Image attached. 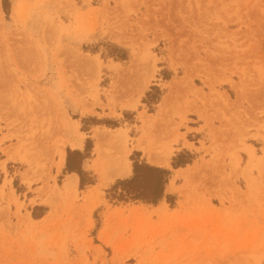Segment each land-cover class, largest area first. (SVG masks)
I'll list each match as a JSON object with an SVG mask.
<instances>
[{
    "label": "rangeland",
    "instance_id": "1",
    "mask_svg": "<svg viewBox=\"0 0 264 264\" xmlns=\"http://www.w3.org/2000/svg\"><path fill=\"white\" fill-rule=\"evenodd\" d=\"M197 105L206 158L175 147ZM120 132L131 174L106 183L97 135ZM133 161L170 172L156 205L108 192ZM0 264H264V0H0Z\"/></svg>",
    "mask_w": 264,
    "mask_h": 264
},
{
    "label": "bare ground",
    "instance_id": "2",
    "mask_svg": "<svg viewBox=\"0 0 264 264\" xmlns=\"http://www.w3.org/2000/svg\"><path fill=\"white\" fill-rule=\"evenodd\" d=\"M152 59L153 58H150V56L147 54V51L140 50V54L135 59H133L130 66L127 68L128 74H130L131 77L137 75L139 71H142V73L144 72V74L142 75L143 76L142 80L138 84L137 90L134 89L136 91L135 97L141 96L144 93V90L149 85L151 74H147V73H149L150 71V67H151L150 65L152 63ZM65 120L67 121L66 123L68 125V128H66L67 129L66 132L70 130V133H72V135H70L72 136L70 140L68 139L66 141H68V144L72 145L73 147L81 146V137L80 135H78V130H77L78 123L70 119L69 117L67 118L66 115H65ZM151 138H156V137L152 135ZM97 140L101 155L106 150L110 151V154L106 155V157L103 158L99 166V172L102 175L104 181L108 183L113 181V179L118 176L124 177L130 175L131 168L129 167V164L125 158L126 149H125V136L123 132L122 133L120 132L116 135H113L111 133H102V134L99 133V135H97ZM156 144L161 145L159 147H162V151H160V153H157V151H152V161L155 163L167 161L171 152L170 148L164 146L163 141L160 139L159 136L158 138H156ZM76 177L77 176L74 175L68 178V180L63 186L64 190H68V189H72L73 191L76 190V186H77ZM104 243L108 244V241L104 239Z\"/></svg>",
    "mask_w": 264,
    "mask_h": 264
},
{
    "label": "trees",
    "instance_id": "3",
    "mask_svg": "<svg viewBox=\"0 0 264 264\" xmlns=\"http://www.w3.org/2000/svg\"><path fill=\"white\" fill-rule=\"evenodd\" d=\"M120 59L125 60L124 57H120ZM89 142L88 140L87 143ZM71 156H77L80 160L83 159V156L79 152H68L66 162V170L77 172L83 185L81 171L75 169L69 163ZM132 174V177L129 179L116 181L108 191L117 196V201L156 205L163 199L165 187L170 179V172L168 170L151 166L145 162L133 161Z\"/></svg>",
    "mask_w": 264,
    "mask_h": 264
},
{
    "label": "crops",
    "instance_id": "4",
    "mask_svg": "<svg viewBox=\"0 0 264 264\" xmlns=\"http://www.w3.org/2000/svg\"><path fill=\"white\" fill-rule=\"evenodd\" d=\"M197 107L199 108L198 109L199 113H189V114L186 115V123L182 125V127H186V129L185 130L181 129L179 131V134H183L184 135V139L180 138L178 140V143L176 144L175 147H177L176 150H178V151L179 150H183V149H188L190 151H195V152H197L200 155V158L203 157V156L206 158L207 156H206V151L205 150H207V153L211 154L213 152L214 148L219 145L217 142L213 141L212 127L211 126H213L214 128H218L219 126L216 123V119L214 118V114L213 113L207 111L206 109H200L199 105H197ZM163 132L164 131L158 130V132L156 131L152 135H154L156 138H158V136H159L160 139L163 141L164 146H166L168 148H171L170 147V142L167 141L168 135L163 133ZM156 138H150L151 143L156 144ZM168 142H169V144H168ZM141 143H143V142L141 141L140 144ZM188 144H191L193 147L191 148L190 145H188ZM157 145L156 146L155 145H150V147H149L150 162L154 163V164H165L166 162L169 161L170 156L172 155V153L170 154L169 158L165 162L155 163V162L152 161V151H157V153H160V151H162V147H158ZM202 145H204L205 150L202 149ZM70 146L72 148H76V147H73L72 145H70ZM81 146H82V138H81ZM81 146H79V147H81ZM141 146H143V145L141 144ZM96 151H97L96 169H97L98 173L100 174V172H99L100 163L102 162L103 158L106 157V155L110 154V151L106 150L101 155L100 149H99V145H98V140H97ZM60 156H61V158H63L64 154H60ZM125 158H126V161L129 164V167L131 168L130 163H129L128 159H127V151L125 153ZM200 158L198 157L197 159H200ZM187 167L190 168L191 166H187ZM181 170H185V169H181ZM100 176L102 177L101 174H100ZM124 177H127V176H124ZM124 177H122V176L119 177L118 176L116 178H124ZM116 178H114V179H116ZM76 179L78 181L77 177H76ZM170 182H169V184H170ZM169 184H168V186H169ZM170 186H171V184H170ZM166 193H167V189H166Z\"/></svg>",
    "mask_w": 264,
    "mask_h": 264
}]
</instances>
